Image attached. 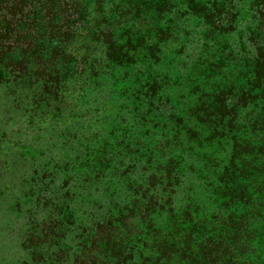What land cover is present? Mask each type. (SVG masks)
Segmentation results:
<instances>
[{
  "label": "trees",
  "instance_id": "16d2710c",
  "mask_svg": "<svg viewBox=\"0 0 264 264\" xmlns=\"http://www.w3.org/2000/svg\"><path fill=\"white\" fill-rule=\"evenodd\" d=\"M184 1L0 0L1 105H22L29 124L52 126L64 115V123L76 122L72 111L94 98L99 79L112 80L108 96L126 92L142 54L156 63L179 41L184 14L203 39L220 45L218 56L235 57L234 69L244 67L246 75L197 105L193 121L176 116V129L162 131L170 112L158 123L160 137L147 157L123 139L119 158L102 150L92 164L85 162L72 193L68 179L60 188L45 174L27 200L43 213L26 219L23 264H264V0ZM169 14L173 19L165 21ZM231 32L240 33L237 41ZM219 60L216 67L225 71ZM153 73L138 79L141 120L158 106L164 88ZM216 136L226 137L230 154L218 178L207 161L226 147L221 141L204 148ZM217 154L213 166L220 165ZM105 176L125 195L111 206L124 208L114 219L82 209L90 201L86 187L94 191ZM206 185L212 195L199 199Z\"/></svg>",
  "mask_w": 264,
  "mask_h": 264
},
{
  "label": "rangeland",
  "instance_id": "374dc122",
  "mask_svg": "<svg viewBox=\"0 0 264 264\" xmlns=\"http://www.w3.org/2000/svg\"><path fill=\"white\" fill-rule=\"evenodd\" d=\"M153 1L148 0L150 3ZM163 19L172 20L173 15L169 14ZM179 22L184 23L179 32L180 39L177 43H173L168 52L161 54L160 60L154 63L152 54H142L143 58L138 60L139 62H134L132 75L130 72L126 83V92L117 91L116 95L111 96L109 93L108 96V89H113L112 80H97L94 98L72 111V114L78 117L74 123H71L70 119L64 123V115L61 122L52 126L40 122L38 125L29 124L22 114V105L12 108L1 105L5 100H0V105L3 106L0 109V139L3 141L0 143V264H23L21 242L27 227L26 219H39L43 213V208L39 204L34 206L27 200L38 191L37 187L47 180L45 174L49 173L54 181L60 184V188L64 187L62 182L68 179V187L72 193L74 188L79 186L76 178L85 167V162L92 164L102 150L105 155L111 152V156L119 158L125 153L120 144L124 139L127 142L129 140V143H135L136 153H143L144 157H147L151 152L153 154L155 143L160 137L158 123L168 119L170 112L174 113V116L170 118L171 122L166 123V129H161L162 131L176 129L174 123L176 116L181 118L182 123L186 119L193 121L194 108L212 101L217 89L226 84V81L238 84L245 80L244 67L239 68L238 71L233 67V64L237 63L235 57L226 58L221 53L218 56L217 52L222 50L220 45L215 40L212 41L216 44L203 39L202 31L192 25L187 15L184 14V20ZM239 34L229 33L231 42L237 41ZM202 42H204L205 56L201 63L196 64L201 54ZM220 58H224L225 61V71L222 72L216 67V65L221 66ZM152 62L154 69L151 67ZM136 68L141 74L137 72L133 79V71ZM152 71L163 82L164 88L159 93L158 106L141 120L139 116L141 98L137 99L134 95L138 79L142 76L143 81L146 75L151 76L149 74ZM190 71L193 74L190 75ZM202 124L212 126L203 121ZM189 127L184 128L187 134ZM145 128L146 132H144ZM218 143L226 147V137L211 138L205 141L204 148H207V145L210 146V150L214 146L217 148ZM228 151L229 147H226V150L217 149L212 154V159L207 161L209 171L215 173L214 178H218L220 169L227 165L230 156ZM218 152L221 153L220 165L217 163L213 166L217 161ZM132 160L134 163H140L138 159ZM105 179L106 183L103 185L97 183L94 191L86 187L84 194L87 201L89 199L90 201L84 203L82 209L98 217L110 215L114 219L118 211H124V208H111V206L113 202H121L125 195L121 194L119 182L108 180L106 176ZM208 186L200 190L203 192L199 199H206L212 195L207 190ZM78 192L79 190H75L74 199H79Z\"/></svg>",
  "mask_w": 264,
  "mask_h": 264
}]
</instances>
